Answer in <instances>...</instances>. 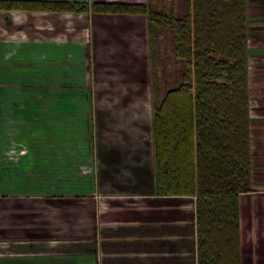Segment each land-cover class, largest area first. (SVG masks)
I'll list each match as a JSON object with an SVG mask.
<instances>
[{
  "label": "crops",
  "instance_id": "crops-1",
  "mask_svg": "<svg viewBox=\"0 0 264 264\" xmlns=\"http://www.w3.org/2000/svg\"><path fill=\"white\" fill-rule=\"evenodd\" d=\"M23 13L30 16L34 12L0 10V71L9 61L5 59L9 46H18L17 40L24 39L18 19ZM248 15L254 190L239 197L241 264H258L255 249L264 241V0H248ZM112 19L120 20L114 25L119 31L137 32L144 23L142 30L149 32L148 18L143 14L91 13L88 20L96 29L112 27ZM94 35H98L97 30ZM36 37L24 41L19 50L35 46L31 40ZM24 53L29 54L27 50ZM142 86L146 89L136 91L134 97H110L118 105L115 107L103 105L101 96L96 99L95 142L87 138L88 143L81 145L83 151L94 148L100 158L89 178L82 182L65 178L58 191L45 183L37 190L29 183V191L0 195V264H197L195 197L155 191L152 110L150 114L148 109L152 97L147 96L151 93L150 76ZM141 103L146 117L133 119L141 130L116 127L107 117L121 109L138 112ZM46 129L43 127V132ZM32 149L22 157L20 166L30 158ZM64 159L61 156L66 170ZM124 168L131 171L125 179Z\"/></svg>",
  "mask_w": 264,
  "mask_h": 264
},
{
  "label": "trees",
  "instance_id": "trees-1",
  "mask_svg": "<svg viewBox=\"0 0 264 264\" xmlns=\"http://www.w3.org/2000/svg\"><path fill=\"white\" fill-rule=\"evenodd\" d=\"M0 10L147 16L155 191L195 197L197 264H241L239 197L254 190L248 0H187L182 15L154 0H0ZM162 31L183 64L163 80Z\"/></svg>",
  "mask_w": 264,
  "mask_h": 264
},
{
  "label": "rangeland",
  "instance_id": "rangeland-1",
  "mask_svg": "<svg viewBox=\"0 0 264 264\" xmlns=\"http://www.w3.org/2000/svg\"><path fill=\"white\" fill-rule=\"evenodd\" d=\"M155 1L156 8L177 15L187 8V0ZM14 11L34 13L19 16L24 39L17 40L18 46H9L5 58L9 61L2 64L0 71V195L29 191V183L37 190L45 183L58 191L63 179L82 182L98 164V151L94 148L83 151L81 147L84 136L91 141L95 138L96 99L101 96L103 105L115 107L118 105L110 97H134L136 91L146 89L142 83L148 82L152 72L150 34L142 30L144 23L137 28L142 33L119 31L114 26L119 25L118 19H112V27L95 29V24L88 20L91 11L57 14ZM96 30L98 38L94 35ZM35 35L36 39L31 40L35 46L30 45L26 55V50L19 49ZM96 39H99L97 46ZM159 41L156 48L162 65L158 70L163 80L164 74L167 78L171 76L175 65L182 68L183 64L174 57L169 31L159 33ZM147 96L152 97L151 93ZM148 109L151 114V105ZM124 110H115L114 115L110 112L107 117L115 121L116 127L138 131L140 126L133 119L146 117L143 104L138 106V112L133 108ZM45 126L47 131L43 132ZM31 149L30 158L20 166L22 157ZM61 156L65 158L66 170L61 166ZM67 171L69 176L65 174ZM122 171L123 179L131 174L127 168ZM263 245L264 241L255 249L258 264H264Z\"/></svg>",
  "mask_w": 264,
  "mask_h": 264
}]
</instances>
